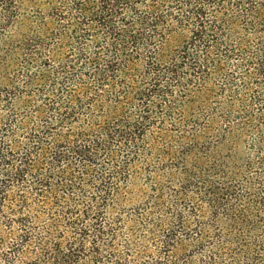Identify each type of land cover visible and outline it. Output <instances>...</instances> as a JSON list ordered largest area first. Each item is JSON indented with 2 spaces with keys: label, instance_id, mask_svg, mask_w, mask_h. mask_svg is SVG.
I'll use <instances>...</instances> for the list:
<instances>
[{
  "label": "trees",
  "instance_id": "16d2710c",
  "mask_svg": "<svg viewBox=\"0 0 264 264\" xmlns=\"http://www.w3.org/2000/svg\"><path fill=\"white\" fill-rule=\"evenodd\" d=\"M0 264H264V0H0Z\"/></svg>",
  "mask_w": 264,
  "mask_h": 264
}]
</instances>
